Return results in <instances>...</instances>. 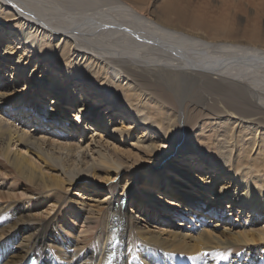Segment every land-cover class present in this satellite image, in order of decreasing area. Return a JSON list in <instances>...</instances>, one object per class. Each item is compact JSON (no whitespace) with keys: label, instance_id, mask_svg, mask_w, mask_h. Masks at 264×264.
I'll return each mask as SVG.
<instances>
[{"label":"bare ground","instance_id":"6f19581e","mask_svg":"<svg viewBox=\"0 0 264 264\" xmlns=\"http://www.w3.org/2000/svg\"><path fill=\"white\" fill-rule=\"evenodd\" d=\"M157 1L0 0V23L9 26L0 40L14 38L0 46V66L13 70V82L26 79L20 91H0V176L22 187L0 192V264L35 254L39 264H264V29L194 32L206 25L190 0ZM42 63L54 74L46 79L44 68L30 79ZM63 97L74 123L62 117ZM33 121L43 135L18 126ZM128 146L137 154L125 159ZM173 150L192 160L182 190L195 195L190 208L180 207L179 187L151 172ZM92 174L104 175L105 198L85 196L99 193L91 181L70 191ZM167 192L177 199H162ZM25 194L52 205L35 214L33 201L16 199ZM126 198L154 211L147 221L170 209V224L187 228L144 225ZM55 206L65 217H49ZM77 212L97 228L79 240L68 236Z\"/></svg>","mask_w":264,"mask_h":264},{"label":"rangeland","instance_id":"374dc122","mask_svg":"<svg viewBox=\"0 0 264 264\" xmlns=\"http://www.w3.org/2000/svg\"><path fill=\"white\" fill-rule=\"evenodd\" d=\"M164 1L165 0H158L157 3L159 5H162ZM181 1L184 2V0H180V2ZM189 4H190L189 6H190V12H191L192 16L196 17V19L202 20L203 23L207 27V28L205 27V29L202 28V29H199V31H194V32H200V33L201 32H204V33L207 32V33L212 35L213 29H215L217 27H221V26H231L233 28H237L238 27L237 29L240 30V28H241L240 31H242V32L248 31L250 28H251L250 30H252V28L264 29V0H190ZM8 28H9L8 24H1L0 23V33L1 32L3 33L2 30H4V29L6 30ZM192 29L196 30L194 28H192ZM5 34H4V36H2V39L0 40V46H2V44L5 43V42L8 43V42H12L14 40V38H11L12 35L9 36V35H7V33H5ZM13 46H15V45H13ZM14 48H16V47H14ZM2 50L3 49H0V53L4 52V50L3 51ZM20 52H23V49L17 48L16 49V55L20 54ZM33 63L36 65V57L30 59V63L29 64H31V71H33V68H34V66H33L34 64ZM44 68L45 69L47 68V71H46L45 76H44L46 79H48L50 77V74H52V73L54 74L53 69L51 70L50 67L49 68L45 67V64L42 63L41 65L39 64L36 67V72L34 73L33 77L31 76V73L29 71L30 77H31L30 79H35V78L41 76L44 73L43 72ZM0 72H1V76L4 75L2 77V79H5V81H7V82L4 83L6 85L2 89H0V91L5 92V93H7L6 91L14 92L15 90L16 91H20L22 89V86L25 87L26 79L24 77H21V79L19 78L21 80L19 83L13 82V80H12L13 79V76H12L13 70L12 69H6V67H2V69H1V66H0ZM111 76L115 80H118L120 75H118L117 71L112 70L111 71ZM31 91H33V90L31 89L30 92ZM64 97L62 98L63 101L61 102V104L59 106L63 112H66V114H64V113L62 114V117H64V115H65V117H66L65 120L67 122H69V123L73 122L74 123V121L76 120L75 114L74 115H69V112L72 113V111L66 105L62 106V103H65ZM39 100H41V101H39V102H41V104H46L45 100H42V99H39ZM49 103H51V99H49V101L47 102V104H49ZM97 111H105L106 112V110H104V109L103 110L102 109H98ZM12 114L13 113H11V114L7 113V114H4V116L7 119H9L10 121H14L13 118H12ZM108 115L110 116V114H108ZM112 115H114L113 112H112ZM13 116H14V114H13ZM116 117L118 118V116H114L115 119H117ZM120 117H123V116H120ZM83 118H85V117H83ZM135 118L136 117L134 116V119ZM132 119H133L132 115H128V117L126 118V120H128L129 122ZM18 122H20V121H18ZM35 123H36V121L30 122L29 124L28 123L27 124H24V123L20 124L19 123L20 125L18 124V126L19 127H23L26 130L27 129L28 130H32L33 133H35L34 135L42 134V131L38 132V129H36V127L34 126ZM44 127L45 126L43 124L42 128H44ZM99 130H100V133H101L102 128H99ZM141 132L142 131L140 130V128H137V133H141ZM50 133H53V131L50 132ZM102 133H103V139L110 138V136L108 135V132L107 131L105 132L104 129H103ZM62 135H64V134H62ZM89 136H91V133H89ZM72 138L74 140H76L75 137H72ZM96 138H100V136H97ZM161 138H163V139H161ZM158 139L162 142V144L165 146V148H171L172 147V144H170L168 141H166L164 139V137L159 136ZM184 143L185 142H183L182 145ZM18 148L25 149L24 145H19ZM128 149H130L129 146L124 148V150H125L124 153L125 154H123L122 157L125 158V159H127L126 156L128 154L131 155L132 154L131 152H133V151H134V154H137L136 153L137 152L136 149H132V151H130ZM174 149H176V148H174ZM107 151H108V153L110 155L116 156L113 153L112 150L108 149ZM173 151L175 152V154L170 156L168 165H166V166L159 165V166L155 167V169H153L152 171L150 170V171L152 172L153 175H157V177H160V174H162L164 177H166L168 180H170L171 183L174 186L179 187L178 188L179 189L178 193L181 196V199L178 200V201H181L179 203V205H181L180 207L188 206L187 201L188 200H192L191 198L194 199L195 195H194V193L189 192V191L182 192V190H184L188 186L187 183H186L187 180H188L187 179L188 176L186 175V172L190 171L192 169V165H191L192 160L190 159L191 162L186 163L188 161V159L186 157H188L189 155L184 154V153H187V151H181V150H173ZM132 157L135 158L134 160H136V159L139 160V155L138 156H133L132 155L131 158ZM185 159L187 161L183 162ZM134 160H132V161H134ZM149 164H150V161H147V165H149ZM182 169H183V171H182ZM198 173L199 172H196L197 175H198ZM146 175L147 174L142 175L143 178H146L145 177ZM197 175L192 174L189 177L198 178ZM88 176L89 177H84V180L79 181L78 183L73 185L71 187L70 191L71 192L76 191L77 188H78V185L81 182H86V183L88 182V184H89L90 181H91V184H89V185H90L92 190L95 189V190L99 191V193L97 194L98 196L96 194H94L92 191L85 192L84 193L85 196H93V197L95 196L94 198H97L98 200L105 198L104 196L107 194V188H106L107 185H106V182L102 179V177L104 175L102 174L101 177H99V175H97V174L96 175L92 174V175H88ZM1 178H2V176H0V192H2V193L8 192L9 193V192H11L13 190V186H14V190H16L17 188H19V189H17L16 191L13 190L12 193L20 194V191H21L22 187L19 186V185H16L17 181L15 182V180L10 179L9 177H7L8 180H7L6 177H3L4 180L1 179ZM126 179H124L121 183L124 184L126 182ZM14 183H15V185H14ZM93 184H94V186H93ZM100 185H102V186H100ZM153 189H155V188H150L149 190L151 191ZM159 192H161V191H159ZM29 195L30 194H25L23 196H20V198H16V199L17 200L19 199L18 201H20L21 199L22 200L25 199V200H28L27 201L28 203L30 201L31 202L33 201L32 202V204H33L32 205V209L35 211L34 212L35 214L36 213L37 214L38 213H42L43 211H45L47 209V206L52 205V204L47 203V204H45V206H39V204L41 203L43 198H41V197L38 198L36 196H29ZM164 196L166 197V198L162 197V199H164V200H171L172 198H176L175 195L170 196L168 194V192L164 193ZM192 201H194V200H192ZM130 202H132V200L131 199H127V203L125 205L123 204L124 208H128V209L133 208V213L135 215H137V216L140 215V217L144 216V218H142L143 219L142 220V224H144V225H150L151 224L153 226H159L161 228L168 227V229H169V228H175V227L178 228V223L179 222H182L184 224L188 223L187 221L183 220V221L176 222L174 224H170V222L173 223L172 218L175 216L173 213H172L173 217L170 216L171 212H172L170 209H168L166 212H164L165 216L160 213L161 214L160 216H164L162 219H151L150 221H147V219L145 218L147 216V214H149L151 212L152 214H149V215H153L154 211H151L148 208H145L143 206L142 207H137L136 205H133V202L132 203H130ZM188 207L190 208L191 206H188ZM171 208H175L176 209L177 207L173 206ZM57 209H58V206H55V209L50 212L49 217L50 216L51 217H55L56 220H58L60 216H62V218H63V216L65 217V214L63 212H60V211L56 212ZM147 211H149V212L146 213ZM168 213H169V217L167 216ZM66 216H68V215L66 214ZM71 217L76 220L77 225L75 227H73V226L70 227L69 226L71 228V230L73 231V232H70L71 234L68 235L69 238L75 239V240H79L80 237H83V238L87 237V236L90 235L91 232H96L97 231V228L94 227L95 224H88V223H83L82 222V219L80 217L79 212H77L76 215L72 214ZM167 218H169V220ZM177 219H180V218H177ZM214 220H216V222H217L218 221V217H217V219H214ZM166 221H167V223H166ZM240 222L237 225V224H235V223H233L231 221H226L225 222V221L221 220L220 224L222 225V227H224L226 225V226L232 227L234 229H238V228H240V226H239ZM258 222H259V226H264V220L262 222L261 221H258ZM187 225L188 224H185V226H181V228L184 230V229L187 228L186 227ZM93 228H94V230L92 231ZM117 245H118V242H117ZM232 252L233 251H230L227 255L231 254ZM204 258H208V254L207 253H204Z\"/></svg>","mask_w":264,"mask_h":264},{"label":"snow or ice","instance_id":"6c2138e0","mask_svg":"<svg viewBox=\"0 0 264 264\" xmlns=\"http://www.w3.org/2000/svg\"><path fill=\"white\" fill-rule=\"evenodd\" d=\"M226 258V257H225Z\"/></svg>","mask_w":264,"mask_h":264}]
</instances>
